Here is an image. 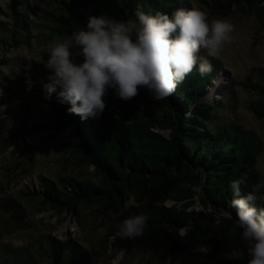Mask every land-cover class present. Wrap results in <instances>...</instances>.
Returning a JSON list of instances; mask_svg holds the SVG:
<instances>
[{"label":"trees","instance_id":"obj_1","mask_svg":"<svg viewBox=\"0 0 264 264\" xmlns=\"http://www.w3.org/2000/svg\"><path fill=\"white\" fill-rule=\"evenodd\" d=\"M35 4L41 5L40 23L50 30L48 39L57 40L86 28L90 16L102 15L118 21L132 19L137 12L171 16L176 9H184L185 0H36ZM212 4L225 10L232 5H260L264 13V0H212ZM27 7L15 11V24L20 29L25 26L22 21ZM1 49L0 57L4 55ZM72 52V58L79 63L82 60L79 51ZM198 56L203 57L200 53ZM204 58L211 63L212 71L201 76L193 69L168 97L156 100L140 89L137 96L124 101L109 90L104 98L106 104L114 101L131 104L125 116L108 112L81 120L78 115L68 113L70 105L58 103L55 95L51 101L43 100L37 109L39 124L66 137V143L59 148L78 153L81 164L92 166L100 179L94 183L76 180L71 175L57 180L41 175L39 188L27 187L23 195L59 214L77 216L82 204H94L102 219L113 214L106 237L113 238L115 252L120 247L150 241L173 254L176 249L199 244L202 232L210 227L238 234L240 228L236 210L231 207L229 185L232 180L244 178L241 194L254 193L256 206L264 208V175L256 165L261 140L234 121H222L223 99L198 103L218 69L213 58ZM12 61L0 59V68ZM33 67L34 79L42 87V83L49 82L50 71L41 64L34 63ZM251 85L262 96L254 107L264 115V75L260 82ZM5 189L0 184V197ZM127 195L134 196L136 203L126 204ZM166 199L174 203L165 205ZM195 199L205 209L204 213L177 206L189 200L183 203L187 208ZM1 200L6 210L15 202L14 197ZM137 215L147 217L142 235L121 238L118 232L122 222ZM183 229L185 235L181 234ZM83 249L71 239L56 241L48 237L38 250L20 248L7 261L1 259L0 247V264L5 261L34 264L35 252L49 264H87ZM248 260L245 247L233 258H224L222 264H248Z\"/></svg>","mask_w":264,"mask_h":264},{"label":"rangeland","instance_id":"obj_2","mask_svg":"<svg viewBox=\"0 0 264 264\" xmlns=\"http://www.w3.org/2000/svg\"><path fill=\"white\" fill-rule=\"evenodd\" d=\"M212 5V0H185V10L199 9L208 14L209 21L227 19L234 25L231 42L216 56H208L204 49L199 52L215 60L218 69L210 83L216 77H220V83L213 89L208 83L198 103L223 99L222 121H234L258 136L261 150L256 165L264 175V115L254 107L262 96L251 85L260 82L264 75V13L260 5H232L226 10ZM22 7L27 9L22 21L25 26L20 29L15 24V11ZM40 7L30 0H10V3L0 0V49L4 52L0 59H13L9 66L0 68V184L6 188L0 198L14 197L15 200L13 207L6 210L0 199L1 259L7 261L20 248L34 252L48 237L80 243L87 264H222L224 258L231 259L241 253L247 247L241 238V229L231 235L212 227L202 232L199 244L176 249L173 254L170 249L164 252L150 241L120 247L115 252L113 238L106 237L113 214L100 218L94 204H82L77 216L59 214L23 195L27 187L39 188L41 175L50 180L71 175L76 180L94 183L100 179L92 166L81 164L78 153L59 148L66 143V137L37 121V109L44 98L41 85L34 79L33 64L44 65L41 58L47 59L46 47L53 41L48 39V27L40 23ZM74 50L79 51L75 48L71 51ZM130 109L131 104L114 101L106 104L103 113L125 116ZM188 201L177 206L185 211L205 212L198 199L185 208L183 203ZM135 203V197L127 195L126 204ZM164 203L172 205L174 202L166 199ZM185 233L183 229L181 234ZM34 255V264H49L36 256V252ZM6 261L2 264H9Z\"/></svg>","mask_w":264,"mask_h":264},{"label":"clouds","instance_id":"obj_3","mask_svg":"<svg viewBox=\"0 0 264 264\" xmlns=\"http://www.w3.org/2000/svg\"><path fill=\"white\" fill-rule=\"evenodd\" d=\"M233 32L229 20L209 21L199 9L180 8L171 16L137 12L126 21L90 16L86 28L47 45V59L40 61L50 71L49 82L42 83L43 98L51 101L55 95L58 103L70 105L68 113L85 120L103 113L109 90L124 101L140 89L156 100L168 97L193 69L201 76L210 73L211 63L198 53L204 49L216 56ZM73 48L82 57L79 63L72 58ZM242 183L244 178L230 182L231 207L247 245L248 264H264V208L256 206L254 193L241 194ZM146 221L143 215L126 218L118 235L140 236Z\"/></svg>","mask_w":264,"mask_h":264},{"label":"bare ground","instance_id":"obj_4","mask_svg":"<svg viewBox=\"0 0 264 264\" xmlns=\"http://www.w3.org/2000/svg\"><path fill=\"white\" fill-rule=\"evenodd\" d=\"M218 83H220V77H216V79L212 82V83H210L211 84V87H210V89L212 88H215V87H217L218 86Z\"/></svg>","mask_w":264,"mask_h":264},{"label":"water","instance_id":"obj_5","mask_svg":"<svg viewBox=\"0 0 264 264\" xmlns=\"http://www.w3.org/2000/svg\"><path fill=\"white\" fill-rule=\"evenodd\" d=\"M167 133L169 134V130H167Z\"/></svg>","mask_w":264,"mask_h":264}]
</instances>
